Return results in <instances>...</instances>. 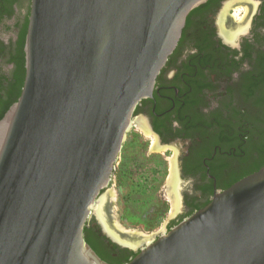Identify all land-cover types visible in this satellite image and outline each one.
I'll list each match as a JSON object with an SVG mask.
<instances>
[{
  "label": "water",
  "instance_id": "water-1",
  "mask_svg": "<svg viewBox=\"0 0 264 264\" xmlns=\"http://www.w3.org/2000/svg\"><path fill=\"white\" fill-rule=\"evenodd\" d=\"M206 1H30L23 84L0 119V264H110L85 240L92 216L138 250L124 264H264V167L135 247L96 215L136 107Z\"/></svg>",
  "mask_w": 264,
  "mask_h": 264
},
{
  "label": "flooded vegetation",
  "instance_id": "flooded-vegetation-1",
  "mask_svg": "<svg viewBox=\"0 0 264 264\" xmlns=\"http://www.w3.org/2000/svg\"><path fill=\"white\" fill-rule=\"evenodd\" d=\"M30 1L0 0V119L23 84ZM239 5L245 12L237 17ZM135 127L153 137L155 149L172 150L177 158L180 202L166 229L264 167V0H207L192 10L152 96L134 111ZM104 210L107 227L119 232ZM86 228L84 236L104 261L124 264L137 254L106 234L94 216Z\"/></svg>",
  "mask_w": 264,
  "mask_h": 264
},
{
  "label": "rangeland",
  "instance_id": "rangeland-1",
  "mask_svg": "<svg viewBox=\"0 0 264 264\" xmlns=\"http://www.w3.org/2000/svg\"><path fill=\"white\" fill-rule=\"evenodd\" d=\"M234 8L237 17L245 12L243 5ZM139 132L135 127L127 135L111 182L102 194L103 206L109 210L111 226L117 231L150 238L172 213L167 188L175 153L155 149L153 137Z\"/></svg>",
  "mask_w": 264,
  "mask_h": 264
},
{
  "label": "bare ground",
  "instance_id": "bare-ground-1",
  "mask_svg": "<svg viewBox=\"0 0 264 264\" xmlns=\"http://www.w3.org/2000/svg\"><path fill=\"white\" fill-rule=\"evenodd\" d=\"M223 31L226 32L224 34L229 39H231L233 37V33H234L233 31H230V32L227 31V30L226 31L223 30ZM141 127H143V126H141ZM175 189H176V179L174 178V175H172V172H171V177L168 180L167 192L169 193V198H172V203H173V209H172V211L173 212L177 209V203H178L177 202L176 190ZM170 192H171V194H170ZM96 215H97L98 219L102 222V224L113 235V238H115L119 242H121L123 244H127V245H129L131 247H135L137 244L140 243L139 240H138V238H135V236L132 233L128 232V231L127 232H122V231L121 232H116V231H113L112 229H110V228L107 227V221H106V215H105V212H104L103 200L98 205V208H97V211H96Z\"/></svg>",
  "mask_w": 264,
  "mask_h": 264
},
{
  "label": "trees",
  "instance_id": "trees-1",
  "mask_svg": "<svg viewBox=\"0 0 264 264\" xmlns=\"http://www.w3.org/2000/svg\"><path fill=\"white\" fill-rule=\"evenodd\" d=\"M21 82H22V80H21ZM256 171V170H255ZM255 171H253V172H255ZM229 187V186H228ZM87 232V228L85 227L84 228V234ZM85 237V236H84ZM85 240H86V242L88 243V239L85 237ZM89 244V243H88ZM90 245V244H89ZM129 260H126V262H128ZM126 262H124V263H126Z\"/></svg>",
  "mask_w": 264,
  "mask_h": 264
}]
</instances>
